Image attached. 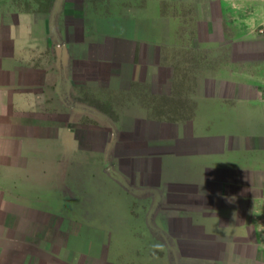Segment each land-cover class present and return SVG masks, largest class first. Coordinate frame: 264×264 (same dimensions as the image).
<instances>
[{"label":"crops","instance_id":"obj_1","mask_svg":"<svg viewBox=\"0 0 264 264\" xmlns=\"http://www.w3.org/2000/svg\"><path fill=\"white\" fill-rule=\"evenodd\" d=\"M233 6L0 0L3 190L66 198L41 230L3 192L0 264H264V95L235 68L250 37L219 36Z\"/></svg>","mask_w":264,"mask_h":264},{"label":"rangeland","instance_id":"obj_2","mask_svg":"<svg viewBox=\"0 0 264 264\" xmlns=\"http://www.w3.org/2000/svg\"><path fill=\"white\" fill-rule=\"evenodd\" d=\"M234 9H237L235 13L227 12L225 14H220L218 17L219 24V36L220 38L226 37H250L249 44L245 42L244 45V60L241 61V54L237 53L235 59L240 62H235V68L240 70H245V72H250L251 77L249 79L245 78V84L251 89L252 92L260 91L264 95V0H245L244 5L240 0H233ZM231 4V3H230ZM233 5V4H232ZM247 5H249V11H247ZM245 9V13L241 12V9ZM242 23L245 27L242 28ZM247 24H249V30H247ZM233 27V30H232ZM249 32V35H248ZM233 49L240 48L241 46L235 47ZM249 51V55L248 52ZM240 56V57H239ZM248 56H250V61L248 63ZM0 154H2V143L0 142ZM1 158V155H0ZM15 178V177H14ZM9 182V181H8ZM17 189H6L3 190V183L0 174V233L4 230L3 228V215L5 214V207L3 205V192L6 198L9 197L11 202L28 204L33 203V206L38 208L33 209V212L46 210L50 214L39 218V221L33 223L38 229L46 230L50 225H54L53 222L47 220V217H53L54 215L61 213L64 214V210L61 208L63 201L66 199L63 195L54 197L52 192L50 194L44 195V193L37 191L36 193L25 192L24 189L16 187ZM53 200H56L54 203ZM52 201V203H48ZM11 214H16L18 217V211H16L14 206H11ZM50 210V211H48ZM9 214V213H7ZM18 219V218H17ZM48 221V222H47ZM13 226L18 227V224Z\"/></svg>","mask_w":264,"mask_h":264}]
</instances>
